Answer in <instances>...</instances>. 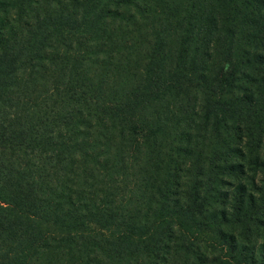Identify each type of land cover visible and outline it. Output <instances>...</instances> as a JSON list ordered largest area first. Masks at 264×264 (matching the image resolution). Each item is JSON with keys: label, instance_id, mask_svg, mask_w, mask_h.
I'll list each match as a JSON object with an SVG mask.
<instances>
[{"label": "trees", "instance_id": "trees-1", "mask_svg": "<svg viewBox=\"0 0 264 264\" xmlns=\"http://www.w3.org/2000/svg\"><path fill=\"white\" fill-rule=\"evenodd\" d=\"M0 264H264V0H0Z\"/></svg>", "mask_w": 264, "mask_h": 264}]
</instances>
